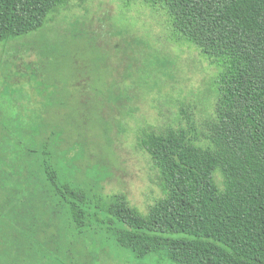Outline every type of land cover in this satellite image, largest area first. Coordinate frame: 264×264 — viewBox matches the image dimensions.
Masks as SVG:
<instances>
[{
	"label": "trees",
	"instance_id": "trees-1",
	"mask_svg": "<svg viewBox=\"0 0 264 264\" xmlns=\"http://www.w3.org/2000/svg\"><path fill=\"white\" fill-rule=\"evenodd\" d=\"M143 1L215 67L211 116L142 139L163 192L142 213L75 181L74 156L38 146L44 123L0 114V264H90L96 250L143 264H264V0ZM68 2L0 0V41Z\"/></svg>",
	"mask_w": 264,
	"mask_h": 264
},
{
	"label": "rangeland",
	"instance_id": "rangeland-1",
	"mask_svg": "<svg viewBox=\"0 0 264 264\" xmlns=\"http://www.w3.org/2000/svg\"><path fill=\"white\" fill-rule=\"evenodd\" d=\"M215 71L143 0H69L43 27L0 41L1 119L16 111L44 123L38 146L74 156L75 181L122 193L146 213L163 192L142 139L189 122L200 128L214 110ZM94 253L90 264L147 262Z\"/></svg>",
	"mask_w": 264,
	"mask_h": 264
}]
</instances>
